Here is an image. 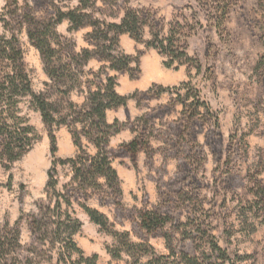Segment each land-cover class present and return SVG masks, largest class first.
<instances>
[{"label":"rangeland","instance_id":"1","mask_svg":"<svg viewBox=\"0 0 264 264\" xmlns=\"http://www.w3.org/2000/svg\"><path fill=\"white\" fill-rule=\"evenodd\" d=\"M6 1L0 0V14ZM92 1L94 16L107 23H119L124 9L131 8L152 13L164 34L174 20L188 25L192 31L185 39L186 52L198 59L200 71L186 67L177 71L166 69L164 59L156 50L146 49L128 35H122L128 36L123 39L128 43L126 46L120 36L118 50L138 57L140 75L137 80H131L128 75L108 74L116 77V92L125 96L138 93L140 97L129 99L125 108L111 110L106 115L108 121L123 125L110 138L108 148L118 153L121 145L144 133L150 149L139 152L135 161L125 154H118L112 160L121 191L118 207L104 179L98 180L99 188L91 189V197L85 201L80 193L72 190L76 183L72 181L70 166L59 164L55 171L56 193L68 196L71 205L60 199L61 207L56 208L57 195L46 189L51 167L49 133L55 137L57 159L74 158L77 148L67 127H46L41 115L24 104L23 113L37 140L9 169L0 164V264H84L79 263L76 253L70 259L65 251L66 214L81 223L72 241L84 257L96 256L95 264H146L158 257H163L160 264H180L177 257L181 252L194 256L201 241L183 243L175 235L173 257L163 237L147 236L138 228L139 213L153 209L161 210L176 222L196 219L202 230L209 229L221 249L231 257L243 259L240 264H264V199L259 198L264 195V72L258 71V65L264 62V0H235L221 25L214 10L205 6L203 0ZM17 2L20 7L33 8L41 20L49 19L54 7L67 11L78 5L77 0ZM1 27L0 23V34ZM68 27L66 20L55 27L67 39V42L59 41L62 45H68L75 53L91 48L85 39L90 27L71 33ZM149 39L145 28L143 40ZM19 40L35 93L46 95L58 107L60 115L68 112L69 104L77 107L84 104L83 83L90 81L95 88L94 78L77 75L80 68L75 67L72 71L77 75L75 89L67 95L61 94L64 87L50 83L39 52L30 45L25 31L19 34ZM57 50L63 53L61 46ZM146 62L155 63L167 77L160 80L149 77ZM101 64L90 60L84 72H97ZM182 84L187 87L178 93L173 90ZM155 88L169 91L158 98L147 99L141 95ZM178 97L186 99L187 105L197 97L209 110L208 113L204 107L199 108L197 118L201 127L193 125V132L182 117L185 107ZM144 121L146 126L142 127ZM71 129L80 131L81 126ZM189 132L196 144L192 151ZM182 133L188 134L184 143L179 139ZM81 145L87 156L95 155L96 149L83 137ZM189 156L196 159V165L189 164ZM189 175L196 178V206L183 203L181 198L182 192L188 190L189 182L185 178ZM82 204L98 209L107 217L108 232L89 221ZM62 223L64 226L59 227ZM113 233L128 234L134 244L144 243L146 239L144 244L149 254L127 250L121 246L120 237L115 238ZM116 251L120 252L119 258L113 255ZM137 259H140L138 263Z\"/></svg>","mask_w":264,"mask_h":264},{"label":"trees","instance_id":"2","mask_svg":"<svg viewBox=\"0 0 264 264\" xmlns=\"http://www.w3.org/2000/svg\"><path fill=\"white\" fill-rule=\"evenodd\" d=\"M235 0H203L205 6L214 10V16L218 19L219 25L227 17L230 7ZM77 6L67 11L59 8L53 10L49 19L41 20L35 16V10L29 6L20 7L17 0H7L0 14V23L3 29L0 34V164L5 169L18 161L25 155L35 143V130L29 125L27 115L23 113L24 104L28 108L38 112L41 120L46 127L65 126L69 129L73 143L77 148L74 158L60 160L55 157L56 143L55 137L49 133L51 143V167L48 170V181L46 189L52 190L57 195V209H60V199L67 206L71 205L70 198L63 194L56 193L58 185L55 178L56 167L59 164H68L72 170V181L76 183L72 190L83 197L86 201L91 197V189L99 188V179L105 180V186L111 189V197L114 204L120 206L119 197L121 191L116 171L111 166L112 160L118 154L129 155L135 161L136 156L141 151H149L150 146L147 136L144 133L137 135L131 142L121 145L118 153L109 150L110 138L119 133L123 127L118 121L109 124L106 121V112L118 108H125L129 99H137L138 93L130 96H120L115 91L116 77L108 74L115 72L117 75H128L131 80H137L140 75L138 57H133L121 53L118 50L119 38L128 35L136 43L143 44L146 49H154L161 56L163 67L166 69L179 70L180 67L196 69L200 71L198 59L191 57L186 52L185 39L192 29L188 25H183L179 21H172L167 34L163 33L162 27L155 19L154 15L144 9L125 8L119 23H107L100 21L94 16L95 7L92 0H77ZM68 21V33L76 32L82 28L90 27L91 31L86 34L85 39L91 45L90 49L84 48L75 53L68 45H62L59 41L65 37L60 36L55 27L63 21ZM145 28L150 35L149 40H143ZM26 32L30 45L39 52L44 72L48 76L50 83L58 88L64 87L61 94H68L75 89L77 75L91 76L95 79L94 86L90 81L83 83L85 87V102L80 107L69 104L67 113L60 115V111L55 104L51 103L43 93H35L32 89L30 71L24 61V51L21 47L19 34ZM65 42V43H66ZM63 53L57 49L60 48ZM65 59H62L63 56ZM65 60V61H63ZM90 60H97L102 63V67L97 72L91 70L84 72L86 64ZM75 67L80 68L77 75L72 74ZM76 71V70H75ZM258 71L264 72V62L258 65ZM67 82L71 84L67 85ZM182 84L173 90L177 93L180 89L186 88ZM169 91L168 89H150L141 95L144 98H158L161 94ZM179 102L184 105L182 117L187 128L193 132V125L201 127L198 115L199 108H205L204 103H200L199 98L195 97L193 103L187 105L182 98ZM209 113V110L206 109ZM206 113V115H208ZM209 118V117H208ZM144 121L142 127L146 126ZM81 126L80 131H72L73 126ZM190 136V144L195 148L193 134ZM187 133H182L180 141H187ZM187 135V136H185ZM96 149L94 156H87L81 145V138ZM190 165H196V159L192 156L187 157ZM199 162V161H198ZM189 182L187 191H183L181 198L183 203L189 205L198 204L196 178L189 175L185 178ZM259 198L264 199V195ZM264 201V200H263ZM105 204V201H100ZM89 221L99 227L101 231L108 232L109 222L105 215L95 209L89 208L85 204L81 205ZM138 228L147 236H161L164 238L167 248L171 250V256L175 252L172 249V241L175 235H179L181 242H191L195 244L201 241L194 256L180 253L177 257L180 264H240L243 260L238 256L231 257L226 250L221 249L214 238L210 235L209 229L202 230L201 224L196 219L188 218L185 223L172 221V219L161 212L159 209L143 211L139 213ZM64 222H67L68 237L64 239L65 251L71 259L72 253L79 256V263L95 264L96 256L86 258L76 244L72 241V236L79 232L81 223L72 220L66 214ZM64 226V223L59 227ZM112 234V233H111ZM120 244L127 250H137L140 254H149L146 243H131L128 234L119 236ZM1 246V244H0ZM111 252V251H109ZM114 257L119 258L120 252H114ZM177 255V254H176ZM140 259L135 262L138 263ZM163 257L149 260L146 264H160Z\"/></svg>","mask_w":264,"mask_h":264},{"label":"crops","instance_id":"3","mask_svg":"<svg viewBox=\"0 0 264 264\" xmlns=\"http://www.w3.org/2000/svg\"><path fill=\"white\" fill-rule=\"evenodd\" d=\"M91 31V29L89 30V31H87L86 32V34H88L89 32ZM128 37V36H127ZM126 36H122L121 37V39L123 40V39H125V38H127ZM124 42H126L125 44H126V46L128 45V43H127V41H125V40H123ZM126 55H130V53H125ZM102 65V64H101ZM146 67H147V69H146ZM146 67H145V69L147 70V74L149 75V77H152V78H156V79H158V80H160V79H164L165 77H167V76H165L162 72H160V70L157 68V66H156V64L155 63H149V62H146ZM111 75H114L113 73L111 74ZM122 86H123V83H122ZM117 94H119L120 96H125L124 94H121V93H118V91H117ZM111 110H108L107 112H106V115L108 114V112H110ZM106 121L109 123V124H111V123H113L114 122V120H112V121H108L107 120V117H106ZM92 208V207H91ZM92 209H95V208H92ZM95 210H97L98 212H100L101 214H103L101 211H99L98 209H95ZM104 215V214H103ZM89 219V218H88Z\"/></svg>","mask_w":264,"mask_h":264}]
</instances>
